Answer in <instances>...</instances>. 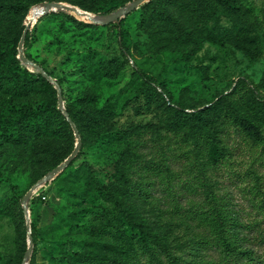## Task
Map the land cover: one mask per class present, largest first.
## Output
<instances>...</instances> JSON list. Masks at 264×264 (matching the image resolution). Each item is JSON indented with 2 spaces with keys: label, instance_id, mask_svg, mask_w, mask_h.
Masks as SVG:
<instances>
[{
  "label": "rangeland",
  "instance_id": "374dc122",
  "mask_svg": "<svg viewBox=\"0 0 264 264\" xmlns=\"http://www.w3.org/2000/svg\"><path fill=\"white\" fill-rule=\"evenodd\" d=\"M47 1L103 15L99 12L102 0ZM153 1L108 24L59 11L38 19L27 35L24 52L51 74L54 89L36 84L40 83L39 70L24 63L19 51L33 9L46 1L31 0L29 11L13 32L0 27V47L11 46L6 44L9 36L17 42L19 54H12L11 61L25 67V82L35 83L21 96L0 89V111L9 102L37 107L46 99L54 112V123L44 138L28 146L0 143L4 174L0 181V253L9 264L25 261L28 222L31 231L35 229L33 264L66 263L68 256L90 244L101 254L123 256L129 250V237L136 234L114 197L158 235L167 236L166 243L176 253L188 246L195 261L214 260L212 248L204 246L208 249L204 253L196 248L217 228L192 224L188 206L179 200L186 181L197 176L204 183L205 175L203 191L188 195L196 201L211 200L210 191L215 196L229 195L245 224H250L248 244L260 256L258 264H264V218L257 216L250 201L251 189L264 198V0H236L235 5H220L217 11L198 0L209 22L200 29L201 40L188 48L166 38L167 26L159 35L148 28ZM168 14L173 29L178 30L181 15L172 8ZM110 60L125 63L114 78L104 72ZM1 73H8L7 65L0 64ZM59 92L66 110L75 109L85 97L110 109L114 122L106 128L105 144L98 145L96 131L91 133L67 111L79 129L82 146L68 167L35 191L27 220L25 195L78 145ZM245 121L256 126L258 133L246 130ZM216 131L223 132L224 161L218 168L208 163L201 138L202 134L213 138ZM96 180L113 187V194L101 191ZM152 183L163 184L153 188ZM140 264L150 263L141 260ZM250 264H256L255 260Z\"/></svg>",
  "mask_w": 264,
  "mask_h": 264
},
{
  "label": "trees",
  "instance_id": "16d2710c",
  "mask_svg": "<svg viewBox=\"0 0 264 264\" xmlns=\"http://www.w3.org/2000/svg\"><path fill=\"white\" fill-rule=\"evenodd\" d=\"M45 1L47 0H34V3H43ZM203 1L214 11H217L220 5L236 4V0ZM102 2L103 5L99 12L105 14L124 5L126 0H102ZM31 4V0H4L0 4L1 30L3 32H13L19 24L21 17L29 11ZM149 4L141 6L146 8ZM153 5L155 6V10L146 23L148 28L155 34H161L162 28L167 26L170 28V31L166 38L177 44L178 47L183 48H188L201 40L200 29L208 26L209 22H207L206 9L201 2L198 0H154ZM170 8L181 15L182 24L178 30L173 29L171 24L168 14ZM7 42L5 43L11 45L9 48L5 49V44H3V47H0V64L8 66V73L0 74V89H5L17 96H21L26 92L27 88L34 86L35 83L25 82L24 77L27 74L25 67H20L17 64L13 65L11 61L12 54L14 56L19 54L17 42L15 43V40L11 39L10 36ZM124 64L116 60L107 61L104 65L105 75L112 78L117 77L124 69ZM42 68L49 74L44 67ZM38 76L40 77V83L36 84L54 89L53 84L40 71H38ZM94 102L92 99L84 97L79 100V106H76L75 109L68 107L67 111L73 120L77 117L78 120L85 123L91 133L96 131L95 142L98 145H103L105 144L104 140L109 135V131L106 128L109 123L114 122L113 113L107 107L94 105ZM53 123L54 112L49 100H43L37 107H33L28 103L15 105L9 102L5 109L0 111V143L28 146V144L30 145L32 142L44 138V134H48V130L52 127ZM244 124L245 129L251 134L258 133L257 127L252 123L245 121ZM199 126L203 127L200 124V120ZM120 132V138L123 139V133ZM222 136L223 132L221 131H216L213 138L207 134L201 135L203 140L202 145L207 150V161L214 168L220 167L224 161V153L220 146ZM125 139L129 140V136L126 135ZM43 147L45 148L46 146ZM207 178V175L203 177L204 183L197 176L186 181L179 191V200L188 206L189 217L191 218L189 221L192 224L200 223L204 227L217 228V232L212 234L209 239H201L199 241L200 248H196L197 252L201 253L208 250L203 248L204 246L212 248L214 256H216L214 260L211 259L205 262L195 261V259H192L194 254L193 249L188 246H186V250L181 247L183 251L179 254L176 253L173 250L174 248L166 243L167 236L158 235L147 221L141 220L133 209L127 208L124 205L119 197H114L118 210L123 213L131 231L136 234V236L132 235L129 237V250L123 256L101 254L92 247L93 244H90L84 250L75 251L72 256L67 257L68 261L66 260V263L63 262L61 264H140L141 260H148L150 264H250V262L255 260L256 264H258L260 256L248 244V241L252 238H249L246 233L247 229L250 228V224H245V219L240 216L239 210L229 200V195L215 196L210 191L211 200L199 201L193 200L188 195L190 192L197 194L200 190L203 191ZM2 180H4V174L0 171V181ZM162 184L152 183L151 187H159ZM96 185L107 194H113L114 192L113 187L102 185L98 180H96ZM191 186H194V188H191ZM251 193L253 195L250 198L251 206L256 211L258 217L264 218V198L258 197L257 193L252 192V189ZM34 230L33 228L32 235L33 242L36 244ZM0 264H9L4 254L1 253ZM30 264H33V259Z\"/></svg>",
  "mask_w": 264,
  "mask_h": 264
},
{
  "label": "water",
  "instance_id": "95a60500",
  "mask_svg": "<svg viewBox=\"0 0 264 264\" xmlns=\"http://www.w3.org/2000/svg\"><path fill=\"white\" fill-rule=\"evenodd\" d=\"M147 1L148 0H133L122 8H119L115 11H112V12H109L107 14H103L100 16H94L92 13L85 11V10H82L79 7L74 6L72 4H69V3L46 1L45 3L41 4L43 6H42V9L40 10V13L37 14V15H39L38 18L35 21L31 20L27 23V26L24 30L23 36H22L20 43H19L20 59L24 63H31L34 67H36L43 74V76L45 78H47L51 82L56 83V81L53 80V78L40 65L31 62L26 57L25 52H24V45H25V40H26L27 34L30 31V29L32 28V26L38 21V19L40 17L47 15L48 13H51V12H58V11L59 12H71V13H75L77 15H81V16H83L87 19H90L91 21H94L96 23L108 24V23H111L114 21H118L122 17L132 13L133 11H135L138 7H140L141 5H143ZM59 99L61 101V108L63 109L64 113L68 117V120L70 121V123L74 129L76 138L78 140V145H77L75 151L71 155H69L63 163L58 165L55 169H53L50 173H48L43 179H41L38 183H36L29 190V192L25 195V197L23 198V209H24L27 220L30 219V212L28 209L29 200L32 198L35 191L38 190L41 186L45 185L46 182L52 180L54 177L59 175L66 167H68L70 165V163L75 159V157L79 153L80 148L82 146L81 134H80L79 129L77 128L76 124L69 117L67 110H66L65 106L63 105L61 92H59ZM28 243H29L28 253H27V256H26L23 264H30L31 255H32L33 249H34L33 235H32V231H31V225L29 222H28Z\"/></svg>",
  "mask_w": 264,
  "mask_h": 264
},
{
  "label": "bare ground",
  "instance_id": "6f19581e",
  "mask_svg": "<svg viewBox=\"0 0 264 264\" xmlns=\"http://www.w3.org/2000/svg\"><path fill=\"white\" fill-rule=\"evenodd\" d=\"M42 6L43 5H40V6L36 7L35 9H33L32 17L30 18L29 21H31V20L35 21L38 18L39 15H37V14L40 13V10L42 9Z\"/></svg>",
  "mask_w": 264,
  "mask_h": 264
}]
</instances>
